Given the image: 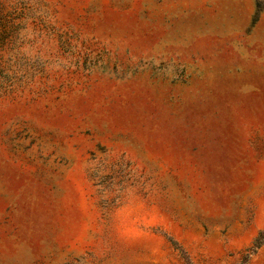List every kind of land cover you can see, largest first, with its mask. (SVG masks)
I'll return each instance as SVG.
<instances>
[{"label": "rangeland", "instance_id": "obj_1", "mask_svg": "<svg viewBox=\"0 0 264 264\" xmlns=\"http://www.w3.org/2000/svg\"><path fill=\"white\" fill-rule=\"evenodd\" d=\"M261 234L264 0H0V264H239Z\"/></svg>", "mask_w": 264, "mask_h": 264}, {"label": "trees", "instance_id": "obj_2", "mask_svg": "<svg viewBox=\"0 0 264 264\" xmlns=\"http://www.w3.org/2000/svg\"><path fill=\"white\" fill-rule=\"evenodd\" d=\"M264 243V235L261 234L258 239H256L253 243V246L247 250V253L243 256L241 262L239 264H247L252 255L256 254L257 250Z\"/></svg>", "mask_w": 264, "mask_h": 264}]
</instances>
